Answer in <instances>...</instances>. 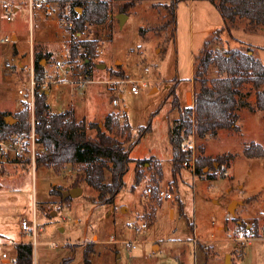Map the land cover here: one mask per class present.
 <instances>
[{"label":"rangeland","instance_id":"obj_1","mask_svg":"<svg viewBox=\"0 0 264 264\" xmlns=\"http://www.w3.org/2000/svg\"><path fill=\"white\" fill-rule=\"evenodd\" d=\"M104 1L110 6L107 22L74 34L67 9L61 16L56 5L30 10L29 0H0V38H13L0 45V112L16 119L27 108L31 120V110L19 92L28 91L31 73L20 64H28L34 53V61L49 56L51 72L46 70L40 87L49 91L52 112L74 109L79 121L97 123L105 131L106 118L113 114L110 133L120 140L128 136L123 113H127L134 138L139 127L152 123V131L130 153L133 161L124 177L125 185L112 205L97 201L98 192L86 184L80 166H38L31 160L0 162V264L16 257L15 243L33 242L22 232L21 221L34 216L44 226L38 245H34V264H64L67 260L85 264L87 250L91 251L88 264H264V157L244 154L251 144L264 147V112L256 105L251 83L242 89L239 129H222L216 137L205 139H199L193 130L184 142L188 158L175 182L172 174L169 129L178 109L170 91L176 86L183 105L193 102L195 56L203 51L199 34L222 20L219 10L210 0H195L199 2L194 5L190 0L181 1L175 30L173 26L162 30L166 12L162 3L139 2L125 14L128 18L121 26L118 16L124 14L122 3ZM9 6L14 9L11 21L5 16ZM191 11L196 16L195 34ZM222 33L208 38L212 40L208 49L251 48L250 53L264 63V31L237 32L239 40L227 30ZM80 41H95L91 68L82 57L73 63L71 56L65 61L62 57L63 51L70 53L72 44ZM248 43L257 46L256 50ZM59 59L72 73L56 67ZM7 62L13 69L7 68ZM101 63L107 67L98 68ZM122 68L125 76H116ZM79 74L87 75L89 81L83 85L53 82L58 77L71 81ZM217 76L212 69L208 79ZM110 79L128 81L122 97L117 95L118 105L113 99L119 84H108ZM131 83L139 86L138 94L128 90ZM87 134L94 138L97 130L88 128ZM202 152L213 159L225 155H233V159L200 175L197 159ZM139 159L150 162L139 166L142 178L138 184ZM157 164L162 167V176ZM192 164L194 171L189 169ZM75 187H80L82 194L64 199L62 191ZM148 188L164 190L172 197L147 196ZM234 200L243 204L233 215L229 206ZM145 220L149 226L137 234L131 225L140 226ZM3 253L9 257L3 259Z\"/></svg>","mask_w":264,"mask_h":264},{"label":"trees","instance_id":"obj_2","mask_svg":"<svg viewBox=\"0 0 264 264\" xmlns=\"http://www.w3.org/2000/svg\"><path fill=\"white\" fill-rule=\"evenodd\" d=\"M121 2V12L126 14L139 2L145 0H112ZM156 1L166 11L165 20L161 29L172 27L175 30L177 24V8L181 1L187 0H151ZM219 10L225 28L231 30V25L239 19H247L251 30L264 28V0H210ZM47 7L56 5L60 8L61 16L67 9L72 22L74 34H82L89 25H102L109 19L110 6L104 0H45ZM81 11V12H79ZM224 30V29H223ZM222 30H218L220 34ZM212 40H207L201 54L196 58V72L193 78L196 90L194 93V105L180 109V115L173 121L169 129V143L173 151L172 174L174 182L182 170L185 160L188 158L184 150L186 138L193 132L199 139L213 138L222 129L238 130V110L242 105L243 87L251 83L255 89L256 105L264 112V63L256 58L250 48L247 51L240 49H208ZM95 52V41H80L70 47V60L73 63L82 57L84 64L91 68ZM48 55L36 58L34 63V75L38 81L35 89V119L36 132L39 142L45 148L38 156V166L63 168L66 165L80 166L83 179L88 186L98 192L97 201L112 205L123 189L124 177L129 170L133 159L132 149L141 142L142 138L152 131L151 121L139 127L134 138L132 127L128 121L127 113H123L125 124L123 128L128 132L126 140H120L113 136V114H109L105 121L106 131L97 123L88 124L86 120H77L74 109L52 112L48 103L49 91L42 90L40 83L46 79V64ZM88 61V62H87ZM215 69L218 76L208 79V74ZM116 76H125L120 69ZM176 86L170 91L174 97L175 108L179 107ZM28 104V103H27ZM27 107V105H26ZM29 111V110H28ZM24 108L16 116L13 125L6 123L8 116L0 112V138L10 135L29 132L31 120L29 112ZM117 125L120 119L116 115ZM115 124V125H116ZM88 128L96 129L97 134L91 138L87 134ZM129 140V142H128ZM204 152L197 159V173L204 175L205 170L228 165L233 155H225L213 159L204 156ZM247 157H264V147L260 144H251L244 149ZM150 162L149 159L137 160V183L142 178L140 165ZM157 172L162 176V167L157 164ZM77 185V184H76ZM157 189L153 194L157 195ZM63 196V193H62ZM17 264H34V246L32 243H18ZM90 250L85 252V264L89 263ZM64 264H70L67 260Z\"/></svg>","mask_w":264,"mask_h":264},{"label":"built area","instance_id":"obj_3","mask_svg":"<svg viewBox=\"0 0 264 264\" xmlns=\"http://www.w3.org/2000/svg\"><path fill=\"white\" fill-rule=\"evenodd\" d=\"M46 7L45 0H29V8L30 10H33L34 8H44ZM14 9L13 7H7L5 9V16L7 21H11L13 18ZM13 41V38L10 36H5L3 38H0V45L6 44ZM62 57L64 61L70 58L69 50L66 49L62 52ZM63 59H59L55 62L56 67L59 69H66V72L68 74L72 73L71 67H67L63 61ZM6 66L8 69H13V65L10 62L6 63ZM31 77H30V85L28 91L20 90V94L24 95V100L28 103V106L31 110L32 117H31V130L29 132H23L19 134L10 135L6 138H0V162L2 161H27L31 160L34 164H36L38 156H40L45 148L43 145L39 142V135L36 132V119H35V89L37 85L39 84L38 81L35 79L34 75V67L30 69ZM87 75L79 74L76 79H73L71 81L63 80L61 81L58 78H56L53 82L56 84H59L60 82L67 83L70 82L72 84L77 85H83L87 81L86 79ZM125 82H128L126 80L118 79V80H108V84H119L117 85V88L115 89L116 97L113 99V104L118 105L120 100L117 97L119 94V97H122L123 95V86ZM138 82V81H137ZM135 82V83H137ZM142 83V81H139ZM49 82H47L48 84ZM138 84V83H137ZM128 90L131 91L134 94L139 93V86L136 84H130L128 86ZM190 145V144H189ZM187 149V148H186ZM188 161L185 162V165L187 166ZM191 171L195 170V165H190L189 168ZM147 196L153 195V189L148 188L147 189ZM157 195L159 199L162 200H169L172 195L164 190H159L157 192ZM149 226V221L145 220L140 226H134L131 225L132 228L135 229L137 234H140L144 229H146ZM21 230L25 235H28L33 238V246L38 245V236L44 231V226L40 224L37 220V217L34 216L33 220H22L21 221ZM9 256L7 253L2 254L3 259H7ZM5 264H17L16 257L13 260L7 261Z\"/></svg>","mask_w":264,"mask_h":264},{"label":"crops","instance_id":"obj_4","mask_svg":"<svg viewBox=\"0 0 264 264\" xmlns=\"http://www.w3.org/2000/svg\"><path fill=\"white\" fill-rule=\"evenodd\" d=\"M188 1V0H187ZM201 1H206V2H209V1H207V0H201ZM196 2H199V1H195V0H190V4L191 5H194ZM178 9V8H177ZM177 18H178V16H177ZM221 21V22H220ZM190 25H191V29H193V33L195 34V27H196V16H195V13L193 12V11H191V14H190ZM231 30H228V29H226L225 28V22H224V20H223V18H222V20L220 19L219 21H217V23L216 24H214V25H209V26H207V28L205 29V30H203V31H201V33L199 34V36H200V39H199V44H200V46H201V51L204 49V46H205V43L207 42V40H208V38L210 37V36H216L217 35V31L218 30H222V32L224 33V31H228V32H230V35L234 38V39H237V40H239V38L238 37H236V33L237 32H242V33H246V32H253V33H257L260 29L262 30V31H264V28H259V29H257V30H251L250 29V26H249V21L247 20V19H237L232 25H231ZM224 29V30H223ZM222 33V34H223ZM219 35V37H220V34H218ZM241 41H243V40H241ZM245 42V41H244ZM248 44H251V43H248ZM251 45H253V44H251ZM254 46V48H255V50H256V48H257V46H255V45H253ZM99 50H101L100 48H99ZM50 51V50H49ZM198 57V55L197 56H195V59ZM57 61V60H56ZM34 63H35V61H34V53L31 55V57H30V61H29V63L28 64H23V63H21L20 64V67L21 68H23V70H29L30 71V69L32 68V67H34ZM46 64V70L48 71H50V67H49V60L47 61V63H45ZM122 70H124L123 68H122ZM51 72V71H50ZM193 78H194V76H193ZM192 83H193V86H194V80H192ZM175 94L177 95V91L175 92ZM177 98H178V100H179V107H177V109H178V113H177V116H176V118H178L179 117V115H180V109L181 110H183V109H185L186 107H189V106H193L194 105V100H193V102L192 103H190L189 101H188V106H185V105H183L182 103H181V101H180V99H179V97H178V95H177ZM175 109V108H174ZM173 109V110H174ZM128 110V108H125V111H127ZM76 118H77V116H76ZM77 120H79V119H77ZM81 120V119H80ZM83 120V119H82ZM19 243V242H18ZM18 243H15V245L17 246V244ZM22 243H24V242H22Z\"/></svg>","mask_w":264,"mask_h":264},{"label":"water","instance_id":"obj_5","mask_svg":"<svg viewBox=\"0 0 264 264\" xmlns=\"http://www.w3.org/2000/svg\"><path fill=\"white\" fill-rule=\"evenodd\" d=\"M118 18L120 20L121 26H123V24L125 23V21L128 18V16H126L125 14H120L118 16ZM43 64H44V62H43ZM106 67H107V64H105V63L98 64V68H100V69H105ZM5 121L9 125H13L16 122V119L11 117V116H7L5 118ZM207 171H208V168L205 170V172H207ZM82 192H83V190L80 187H75V188H72L70 190L62 191L64 199H66L67 197H70V196H79V195L82 194ZM241 204H243L242 201L234 200L231 203V205L229 206V212H231L234 215L235 214V209ZM55 214L56 213H53L52 216H54ZM228 258H229V256H228Z\"/></svg>","mask_w":264,"mask_h":264},{"label":"bare ground","instance_id":"obj_6","mask_svg":"<svg viewBox=\"0 0 264 264\" xmlns=\"http://www.w3.org/2000/svg\"><path fill=\"white\" fill-rule=\"evenodd\" d=\"M17 257V256H16Z\"/></svg>","mask_w":264,"mask_h":264}]
</instances>
